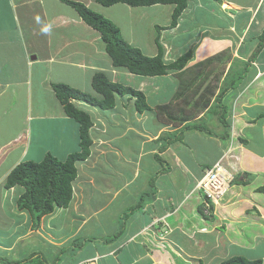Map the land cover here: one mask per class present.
<instances>
[{
    "label": "crops",
    "instance_id": "0c3cea01",
    "mask_svg": "<svg viewBox=\"0 0 264 264\" xmlns=\"http://www.w3.org/2000/svg\"><path fill=\"white\" fill-rule=\"evenodd\" d=\"M65 1L82 3L109 20L126 43L149 57L157 52V38L163 48L164 61H173L183 53L173 54L172 42L180 38L181 47L194 48L193 60L185 68L223 50H228L233 59L247 61L264 29V0H220L213 4L187 0V7L173 28L169 26L172 4L131 7L117 3L104 7L95 0H0V168L13 152L14 142H19L20 146L15 163L0 172V206L10 219L29 222L23 235H15V238H27L36 233L46 240L47 235L41 232L53 225L44 224L46 226L32 230L29 213L16 208L22 191L17 193L15 187L5 190V178L19 160L39 162L47 151L62 159L78 143V126L66 117L52 85L64 84L88 92L93 73L108 74L115 69L99 34ZM215 7L227 12V20L213 14L216 23L215 30H211L213 35L208 34V23L193 24V36L190 28L182 29L189 9H204L212 14ZM226 65L224 75L231 60ZM113 73L112 78L117 80L119 72L114 70ZM224 75L214 84L207 83L216 85L214 95ZM134 77L138 80L134 89L143 92L147 104L148 93L152 95V104H148L153 115L152 133L143 132L142 124L140 128L128 124L130 121L123 125L121 134L108 136L106 141L99 136L96 141L104 145L100 148L102 157L111 153V147L106 144L115 142L116 138L133 131L143 137L139 143L142 155L138 153L135 160L122 158L121 151L113 153L115 160L128 164L131 178L111 193L107 192L108 202L105 200L101 209L124 199L119 197L121 192L134 186L137 180H144L143 188L132 190L134 194L126 195L128 198L124 201L126 210L138 206L124 220L118 240L103 243L93 240L78 255L71 253L67 264L92 259H96L95 264H220L234 257L264 264V193L257 191L264 187V48L250 64L244 81L222 99V105L228 109L227 129L219 123L222 112L213 104L214 97L210 107L198 113L195 109L198 97H191L190 92L173 100L178 88L173 72L162 77ZM168 103L178 115L175 124L161 122L157 117V107ZM131 105L130 117L140 123L148 114H137ZM188 111L196 116L189 115L191 120L180 123L181 112ZM109 126L113 129L111 121L108 128L96 131L106 134L103 129L107 131ZM162 133L167 135L161 136ZM165 142L169 144L165 146ZM220 160L232 173L233 180L209 217L203 213V197L196 185L205 171ZM142 169L148 174L145 178L141 176ZM150 183L151 193L145 188ZM119 217L120 213L113 216L108 234L99 239L116 234L120 228ZM12 224L13 219L8 232H4L5 239L9 234L10 242L15 233ZM2 237L0 256L12 257V245H5ZM50 237L57 240L54 234Z\"/></svg>",
    "mask_w": 264,
    "mask_h": 264
},
{
    "label": "trees",
    "instance_id": "16d2710c",
    "mask_svg": "<svg viewBox=\"0 0 264 264\" xmlns=\"http://www.w3.org/2000/svg\"><path fill=\"white\" fill-rule=\"evenodd\" d=\"M213 1L220 2V0ZM96 2L104 7L117 3L131 7L172 4L174 7L171 14L170 28L176 26L180 15L187 7V0H96ZM65 3L75 10L78 17L87 26L99 34L113 67L123 69L138 77H162L173 72L178 80V88L173 100H177L181 95L190 92L191 97H198V102L195 105L198 113L209 108L210 100L214 97L213 104L219 107L222 112L218 118L219 123L224 129L228 128V122L225 119L226 109L222 105V99L230 90L235 89L244 81L249 72L250 64L257 59L264 48V29L258 36V42L247 61L233 59L230 57L228 50H223L191 67L185 68L194 57V48H188L173 61L165 62L163 48L156 38V54L152 57L146 56L138 48L126 43L121 38L118 28L109 20L82 3L73 1H65ZM230 60L231 65L224 75L223 71ZM222 75H224V79L221 87L217 95H214L216 85L211 86L207 83L210 80L218 82ZM90 87L97 96L92 97L88 93L64 84L52 85L54 95L62 104L66 117L72 119L78 126V143L73 151L62 159L56 158L47 151L39 162L24 160L10 171L3 182L5 190L16 186L23 189L16 200V208L19 211L25 210L29 213L32 222L31 227L34 231L39 228L41 219L51 214L56 208L67 209L69 207L73 199L74 184L78 179L79 166L88 159L92 147V116L83 107H77L76 103H69V99L74 98L77 101L88 103L89 106L101 111H111L115 109L119 98L126 97L128 101L133 100V108L137 113L151 111L143 92L130 86L113 83L104 72L97 71L93 74ZM156 112L161 122L175 124L179 120L176 112L174 113L173 105L170 103L157 107ZM191 112H181L180 123L191 120L192 118H188L189 115L193 118L196 116ZM185 129H189V127ZM206 132L208 133V131ZM163 135H167V133H162L161 136ZM167 144L169 143L165 142V146ZM159 150L161 151V148ZM257 191L264 193V187L257 189ZM137 206L123 213L120 217L122 223ZM213 206L215 205H210L209 215L206 216L211 217ZM123 227L124 225H121L116 234L111 237L100 240H115L122 233ZM81 247L82 244H80ZM33 257L21 262L4 260H0V262L2 264H43L44 259L37 257V260L34 261ZM220 264H260V261H248L242 257H234Z\"/></svg>",
    "mask_w": 264,
    "mask_h": 264
},
{
    "label": "rangeland",
    "instance_id": "374dc122",
    "mask_svg": "<svg viewBox=\"0 0 264 264\" xmlns=\"http://www.w3.org/2000/svg\"><path fill=\"white\" fill-rule=\"evenodd\" d=\"M202 2L208 4V3H214L212 0H201ZM242 0H240L241 2ZM96 13V12H95ZM98 14V13H97ZM217 14L220 15V17L223 20H227L225 15L227 12H220L219 8L215 7L214 13L209 14L207 10L199 9V10H188L185 14V17L183 18L184 23L182 24V29L190 28L191 34L195 35V29L193 24L197 23H208V34L213 35L214 33L211 30H215L216 23L214 21V15ZM182 21V22H183ZM181 29V30H182ZM181 35V34H180ZM197 37L198 33H197ZM189 41L193 40V38L190 36ZM173 54H176L177 51H179V54L186 51V48L184 49L181 47L182 43L180 38L175 39L173 42ZM187 45V44H186ZM185 45V47H186ZM190 46V45H189ZM188 48V47H187ZM193 60V59H192ZM196 61V60H195ZM192 61H190L191 63ZM197 63V62H196ZM195 64V63H194ZM192 64V65H194ZM188 65V64H187ZM227 67V65H226ZM225 67V69H226ZM119 76L117 77V82L121 83L126 86H130L135 88L137 85L138 80L135 79L131 74H128L124 70H118ZM224 74V71H223ZM131 77V78H129ZM134 77V78H133ZM114 80L116 81V78L114 77ZM211 84H214L215 82H212L210 80ZM222 84V81H221ZM212 86V85H211ZM148 104H152V95L148 93ZM121 101L125 103V108L120 107L122 103H118ZM127 98H119L118 100V108L114 109L113 111H107L103 112L102 116L100 117L98 114H94V120L95 123L92 129V139L94 140L95 145H93V151L97 152L96 155L93 156L85 163V165L80 164L79 166V174L77 182L74 184V190H76V196L73 198L72 202L69 205V209L67 212H64L63 210H54L53 214L47 216L44 218V220L41 221L42 226H48L50 223L53 225L52 227H49L46 229H43L42 234H46V240L43 239L42 235H38L36 233H33V236L22 238L18 237L15 238L16 235H23V233L28 229L29 222L27 219H20L17 222L16 218L13 219V224L11 228L14 230V234L12 236V241H9V234H7L6 239L4 238V232L10 229L9 223H10V217L8 213L4 214L2 211V208L0 206V236L3 235L2 240L4 241L5 245H12V257L11 256H0V260L4 261H18L21 262L23 260H27L30 257H33V260L36 261L37 257H40V259H44L43 264H67L71 260V253L79 254L81 250L87 249L88 246L93 243V240H100V236H105L108 234V231L110 230L112 224H113V216L117 213H120V217L125 213L127 210L124 208L126 203L124 201L127 200L128 197L133 195L134 193L132 190H137L138 187L144 186L145 181L144 180H137L134 186L131 188L125 190V192H121L119 194V197H124V199H120V201L114 202L109 208L101 209L103 202L106 200L108 202V199H106L107 192L110 191V193L113 190H116L119 185L122 184V182L128 180L131 178L130 171L127 170L129 167L128 164L122 163L121 161H117L115 159L116 156H114L113 153H118V151H121V154H124L122 158L127 159H136V156L138 153L142 155L141 147L139 148V143L142 140L140 135H137L134 131L133 133H129V135H125L119 138L115 139V142L113 143H107V147L110 148L111 153L102 156L101 157V150L102 147L104 148V145L100 146L98 142L96 141V138L100 136L104 141L106 139H109L108 136L121 134L124 130H122L123 125H126V122H130L128 124L136 125L138 128H140V125L142 126L143 132H148L150 134L151 127H152V111L145 112L148 115L141 119V122L139 123V120H136L130 117L132 114V110L130 108V103L126 102ZM122 106V105H121ZM94 109H90V114L92 115L94 113ZM228 113V109H226V114ZM109 120L113 124V129L111 126H109V129L106 131L104 128L103 131L107 132L106 134H100L101 132L96 131L97 129H101L103 127L108 128ZM209 125V123H207ZM152 133V131H151ZM143 136H146L144 133H142ZM15 141L12 145L11 149L13 152H10L7 157L4 159L2 166L0 168L1 170H4L5 167H8L11 163H15V161L19 157V153L16 151L20 149L19 142ZM114 146V147H113ZM114 149V150H113ZM147 157V156H146ZM146 157H143L142 159H145ZM164 161V160H163ZM21 162L15 164L13 167L18 165ZM152 163V159L150 160ZM145 163V162H144ZM143 163V164H144ZM149 166V165H144ZM143 167V166H142ZM143 174H141L142 177H147L148 174L144 169L141 170ZM145 175V176H144ZM151 177V175H150ZM149 177V178H150ZM92 181V184H91ZM148 187V191L151 193L152 191V185H145V188ZM143 188V187H142ZM23 189L21 187H15V191L21 192ZM147 191V192H148ZM128 197H127V196ZM6 204L8 205V200H5ZM53 215V216H52ZM51 216L53 217L51 219ZM119 217V218H120ZM31 220V219H30ZM50 220V221H49ZM120 226L124 225V222L122 223L120 218ZM43 222V224H42ZM32 223V222H31ZM46 224V225H44ZM82 229V230H81ZM51 234H54L57 240L53 241L50 237ZM42 236V237H41ZM109 237V236H108ZM110 240V239H109ZM101 243L102 240H100ZM52 242V243H51ZM59 246L58 248H54V244ZM80 244H82V247L80 248ZM54 246V247H53ZM79 248V249H78ZM61 251V252H60ZM73 258V257H72Z\"/></svg>",
    "mask_w": 264,
    "mask_h": 264
},
{
    "label": "built area",
    "instance_id": "2783aa9c",
    "mask_svg": "<svg viewBox=\"0 0 264 264\" xmlns=\"http://www.w3.org/2000/svg\"><path fill=\"white\" fill-rule=\"evenodd\" d=\"M232 180V173L221 160L205 171L203 177L196 185V189L203 196L202 205L204 214L209 212L211 204L217 205L226 193ZM91 261L87 260L86 262L91 263Z\"/></svg>",
    "mask_w": 264,
    "mask_h": 264
},
{
    "label": "clouds",
    "instance_id": "9594fccd",
    "mask_svg": "<svg viewBox=\"0 0 264 264\" xmlns=\"http://www.w3.org/2000/svg\"><path fill=\"white\" fill-rule=\"evenodd\" d=\"M95 2H96V0H95ZM97 3V2H96ZM69 6V5H68ZM71 7V6H70ZM72 8V7H71ZM73 9V8H72ZM74 10V9H73ZM75 11V10H74ZM101 40V39H100ZM105 48V47H104ZM109 57V56H108ZM109 60H110V58H109ZM110 63H111V60H110ZM111 65H112V63H111ZM113 67V66H112ZM113 68H115V67H113ZM114 70H123V69H119V68H115V69H113V70H111L107 75H108V77H109V79L114 83V82H116V83H118L117 82V80L115 81L113 78H112V75H114V73H113V71ZM105 73V72H104ZM128 73V72H127ZM94 74V73H93ZM130 74V73H129ZM93 76V75H92ZM90 82H91V80H90ZM119 84H121V83H119ZM72 88V87H71ZM73 89H76V88H73ZM76 90H80V91H82L81 89H76ZM82 92H84V91H82ZM85 93H88L89 95H91L92 97L93 96H97L92 90H91V87H90V91H88V92H85ZM117 102H118V100H117ZM126 102H128V103H130V105H131V103H132V107H133V100H130V101H128V100H126ZM69 103H76V105H78L77 107H84L85 109L84 110H86L87 112H89L90 113V109H94L95 111H94V113L91 115L92 116V119L94 120V114L96 113V114H98L100 117L102 116V114H103V112H107V111H101V110H99V109H97V108H93V107H91V106H89V104L88 103H84V102H80V101H77V100H75L74 98H70L69 99ZM118 103H122V104H124L123 106H122V108H125L126 109V107L128 106H126L125 107V103H123L121 100H120V102H118ZM118 103H116V107L118 108ZM129 105V106H130ZM116 107H115V109H116ZM121 107V106H120ZM124 109V110H125ZM134 109V108H133ZM111 111H113V110H111ZM135 111V110H134ZM136 112V111H135ZM137 113V112H136ZM145 112H143V113H137V114H139V115H141V114H144ZM110 121V120H109ZM112 123V122H111ZM94 122H93V126H94ZM93 145H95V143H94V140H92V147H91V149H90V154H89V157H88V159L86 160V161H84L83 163H82V165H85V163L92 157V154H93ZM97 154V152H94V154H93V156L94 155H96ZM134 208V207H133ZM139 208V207H138ZM130 209H132V208H130ZM134 210H136V209H134ZM133 210V211H134ZM124 223H125V221H124ZM119 230V229H118ZM119 237V236H118ZM117 237V238H118ZM116 238V239H117ZM115 239V240H116ZM118 240V239H117Z\"/></svg>",
    "mask_w": 264,
    "mask_h": 264
},
{
    "label": "bare ground",
    "instance_id": "6f19581e",
    "mask_svg": "<svg viewBox=\"0 0 264 264\" xmlns=\"http://www.w3.org/2000/svg\"><path fill=\"white\" fill-rule=\"evenodd\" d=\"M224 8H226L227 7V5H224L223 6ZM201 193V192H200ZM74 195H76L75 194V190L73 189V198H75V196ZM203 197V196H202ZM73 200V199H72ZM202 200H203V198H202ZM202 209H203V205H202ZM56 210H68V208L67 209H62V208H56ZM54 212V211H53ZM53 212L51 213V214H53ZM203 213H204V211H203ZM51 214H49V215H51ZM49 215H47V216H49ZM204 215H209V212L207 213V214H204ZM47 216H45V217H43V220H44V218H46ZM53 216V215H52ZM52 216H51V218H52ZM42 220V219H41ZM50 221V220H49ZM49 226V225H48ZM40 227V226H39ZM95 261H96V259L94 260V259H92V261H91V263L89 262H83V263H81V264H95Z\"/></svg>",
    "mask_w": 264,
    "mask_h": 264
}]
</instances>
